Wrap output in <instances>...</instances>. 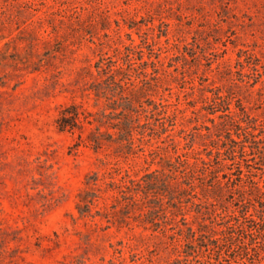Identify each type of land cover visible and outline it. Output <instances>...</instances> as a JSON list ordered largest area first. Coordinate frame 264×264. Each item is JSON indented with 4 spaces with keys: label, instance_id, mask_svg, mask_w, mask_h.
<instances>
[{
    "label": "rangeland",
    "instance_id": "374dc122",
    "mask_svg": "<svg viewBox=\"0 0 264 264\" xmlns=\"http://www.w3.org/2000/svg\"><path fill=\"white\" fill-rule=\"evenodd\" d=\"M102 59L129 75L141 123L155 124L154 138L135 136L134 152L88 142L94 125L85 118L110 111L90 89ZM226 106L231 114L219 117ZM70 107L81 112L82 127L60 130L56 120ZM246 119L264 124V0H0V264L184 258L189 244L171 228L183 223L179 212L166 206L171 220L154 227L152 213L124 208L121 190L186 164L195 202L215 198L207 209L187 206L185 217L204 226L205 237L219 233L239 213L222 177L235 164L217 162L227 157L226 128ZM91 188L100 211L82 216L78 194ZM248 241L257 243L236 247L221 264H264L262 239ZM196 250L193 264L218 258Z\"/></svg>",
    "mask_w": 264,
    "mask_h": 264
},
{
    "label": "trees",
    "instance_id": "16d2710c",
    "mask_svg": "<svg viewBox=\"0 0 264 264\" xmlns=\"http://www.w3.org/2000/svg\"><path fill=\"white\" fill-rule=\"evenodd\" d=\"M104 61L105 59L95 62L97 74L90 89L94 91L97 97H104L108 100L110 111L106 112L104 109L92 120L88 118L89 116L85 118L88 119V124L94 125L88 134V142L95 149L114 142L118 148L127 150V152H134L135 136L139 134L142 139L145 136L154 138L156 135L155 124L148 119L141 123L138 100L135 94L131 93V91L136 92V90L129 89L127 86L130 84L136 87L129 75L120 76L119 73H121L122 68L115 64L116 61ZM130 61L128 60V65L132 67ZM222 111L223 114L219 117L229 116L232 112L229 106L223 108ZM80 114L81 112L76 107L65 109L56 120L58 128L60 130L81 128ZM103 126L106 127V131L101 129ZM109 129H112L113 132ZM225 138L227 142L224 146V152L227 157L220 158L217 163L221 166H226L228 161L235 164L234 168L223 174L222 177L226 179V184H231L228 192L233 195L237 202L239 214L234 216V222H226L219 233L210 229V235L205 237L203 233L208 230H204V226L194 228L185 217L183 210L187 206L200 205V207L207 209L208 207H204V205H211L210 199L215 198L208 196L205 202H195L197 197L195 191L196 177L195 174L190 173V167L186 164H182L184 170L180 171L179 174L180 168L176 169L177 167L168 170H153L133 186L126 187L127 190H121L124 208L135 205L136 208L139 207V215L148 216L152 213V220L148 221H156L154 227L158 226L159 220L165 223L171 220L166 212V206L167 208L171 206L179 212L183 223L179 225L178 222H174L171 228L178 231L179 235L186 239V244H189V252H184V258L174 259L173 264H193L200 255V251L196 250L197 248L203 247L207 251L217 253L218 258H215L212 263L221 264L224 256L236 247L240 245L255 246L257 241L250 243L248 241L250 239L252 241V236L262 239L264 244V124L260 125L248 119L244 120V124L237 121L234 124L232 122V128H226ZM180 161L186 163L187 160L181 159ZM213 179L216 180V175L213 176ZM96 181L97 178H90L89 183L94 185ZM111 183L114 185L116 181L113 180ZM217 185L223 186L220 180ZM211 188H216V181H213ZM95 190L93 188L84 189L78 194L77 208L80 215L93 216L92 214L100 211L99 209L94 210V205L98 200ZM184 191L191 192L185 194ZM209 192L214 191L209 189ZM185 195L186 198H184ZM152 200L155 205H149ZM144 207H148V210L144 211ZM202 214L206 215L207 211L202 212Z\"/></svg>",
    "mask_w": 264,
    "mask_h": 264
}]
</instances>
